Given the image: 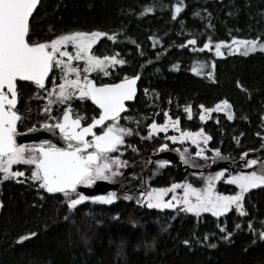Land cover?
Segmentation results:
<instances>
[{
  "label": "trees",
  "instance_id": "1",
  "mask_svg": "<svg viewBox=\"0 0 264 264\" xmlns=\"http://www.w3.org/2000/svg\"><path fill=\"white\" fill-rule=\"evenodd\" d=\"M174 5L181 6V0H40L29 20L27 39L46 42L70 31L113 35L112 41L101 37L95 53L118 54L126 61L114 71L108 70L111 82L139 74L133 114L138 118L147 114L141 96L146 89L157 101L156 123L163 122L167 111L171 118L178 116L180 130L201 131L210 137L204 158L197 157L187 143L176 145L189 164L180 158L183 169L154 165L151 184L164 188L187 182L201 189L204 178L215 175L202 171L213 150L235 163L264 144V55L216 59L214 81L209 82L188 69L198 55L210 60L211 51L196 53L186 42L195 38V47L200 48L209 40L260 37L264 41V0H183L181 12L173 20ZM145 8L152 11L145 13ZM22 88L25 94L37 89L31 85ZM222 100L232 107V120L224 113L204 121L197 117L201 105L208 109ZM185 107L194 113L192 118L187 117ZM26 118H33L35 124L41 121L32 114ZM133 128L131 146L136 151L131 147L120 156L127 165L154 153L158 148L154 141L162 136L148 137L145 124ZM224 172L227 176L230 171ZM30 174L0 181V264H264V241L259 240V232L264 230V186L245 193L242 204L247 215L243 217L234 209L219 217H197L176 209H148L136 200L122 198L108 205L85 201L69 213L63 195L44 192ZM215 190L225 195L236 192L224 180L215 184ZM65 216L71 219L66 221ZM29 233L36 235L17 243ZM184 240L190 241V249Z\"/></svg>",
  "mask_w": 264,
  "mask_h": 264
},
{
  "label": "snow or ice",
  "instance_id": "2",
  "mask_svg": "<svg viewBox=\"0 0 264 264\" xmlns=\"http://www.w3.org/2000/svg\"><path fill=\"white\" fill-rule=\"evenodd\" d=\"M37 4L38 0H0V181L15 180L25 175L23 171L12 170V165H29L31 166L30 179L46 193L62 194L64 197L62 203H66L69 213L77 210L78 206L89 200L92 203L112 204L120 198L116 191H109L107 195L103 196H88L77 191V187L89 188L97 181L113 184L116 183L114 178L122 175L119 169L126 166L127 162L109 154L118 151L119 147L124 145L123 137L134 134L131 129L120 126L117 121L121 119L120 114L126 112L124 102L133 99L134 85L139 74L132 78L125 77L119 83L103 84L99 87L93 84L87 73L98 70L107 75L106 68L126 63L125 60L119 58L118 54L99 58L90 52V49L101 37H106L109 41L114 40L113 35L102 31H70L55 36L50 41L29 42L27 39L30 32L29 18ZM182 6L183 0H181V6L174 5L172 7L173 20L177 19V14L181 12ZM151 11V8L144 9L145 13ZM149 39L156 42L153 37H149ZM186 44L193 46L189 49L191 51H202L210 47V42L205 41L203 49L196 48L197 40L195 38L187 40ZM231 44L237 49L243 46L244 55L257 50L264 52V41L260 37L246 40L233 38ZM69 45H71L72 52L66 50ZM184 46L181 45V47ZM222 47H227L226 42L220 41L215 44L216 56L222 55ZM231 51L232 49L229 48L230 53ZM74 60L83 61L82 70L72 66ZM53 67L61 71V79L58 87L54 84L53 89L49 90L46 88L45 78ZM81 72H83V76ZM70 77H74V79ZM209 77H211V73H209ZM16 81H30L38 89L44 90L48 99V104L43 109L44 112H51L50 105L53 103L66 104L75 97L81 101L90 100L99 109V115L98 117L93 116L90 123L82 126L81 121L84 117L70 118V108L66 106L63 109V116L56 123L40 125L41 128L58 129L66 147L57 148L47 142L39 145H17L14 136L16 135L17 121L22 117L14 110L18 97ZM237 87L240 88L241 85L237 83ZM52 97L55 99H51ZM200 107L199 119L204 121L206 119L205 112L222 111L229 109L230 105L227 101L222 100L215 105L214 109H204L202 105ZM184 111L189 114V118H192L190 108L185 107ZM225 114L229 120H232L230 111ZM124 119L131 120L127 116ZM261 119L264 120V116ZM106 121L110 123L105 124ZM177 124L178 121L170 119L169 113L165 111L163 124L158 125L153 122L148 125L149 136L156 132H166L169 125L173 131H179ZM102 125L104 127L97 135L93 129ZM136 134L138 135V133ZM86 136H91V140H86ZM197 138H202L205 144L210 139L200 131H181L179 137H166L171 141L187 139L198 145ZM129 147L132 146L129 145ZM164 147L165 145H161V148ZM132 150L135 152V147H132ZM184 151L187 152V149ZM195 155L204 158L203 150L199 146ZM213 156L219 157L220 153L213 150ZM180 158L185 164H189L185 155L181 154ZM241 160H245V155H241ZM258 164L257 171L227 176L224 183L235 186L237 190L234 195H221L214 191L216 181L225 174L221 171L214 176L204 178V187L201 189L194 188L187 182L172 183L167 188H149L146 192L141 191L140 198L136 200V203L141 207L146 206L148 209H176L197 217L202 212L219 217L234 208L236 213L243 217L247 215L242 204L245 193L264 186V162L247 159L244 164L246 168H252ZM159 166L163 167V164L161 163ZM155 174L154 172L153 175ZM17 182L21 181L17 180ZM144 182L141 177V183ZM177 189L183 190L182 196L175 195ZM168 193L173 195L171 200L166 201L164 197ZM133 198L134 196L127 193L122 196L124 201ZM178 205L179 207H177ZM116 218L113 217V219ZM68 219H71V216H65V220ZM235 227L239 228L240 225L237 224ZM251 227V222H249V228L251 229ZM220 231L225 232L226 229L220 228ZM35 235V233H29L27 236H20L17 243ZM253 235H255L254 232ZM222 238L227 240L228 236ZM259 240L264 241V230L259 232ZM182 243L190 249L189 240H184ZM209 247L214 248L216 245L210 244Z\"/></svg>",
  "mask_w": 264,
  "mask_h": 264
},
{
  "label": "flooded vegetation",
  "instance_id": "3",
  "mask_svg": "<svg viewBox=\"0 0 264 264\" xmlns=\"http://www.w3.org/2000/svg\"><path fill=\"white\" fill-rule=\"evenodd\" d=\"M90 52L98 56L95 53V45L92 47ZM111 56H114V55H111ZM117 66H120V65L109 67L106 70L107 75L102 74V73H97V74L94 73V74H90L88 78L92 80L93 84L96 85L97 87L103 84L116 83L118 81L111 82L108 80V77H109L110 71H114ZM53 69L54 68L51 69V75L45 83L46 88L49 90L53 89L54 84L57 86L60 82V80L58 79L59 76L57 75V71H55L54 69V72H53ZM123 79L124 78L120 80H123ZM26 85H31L33 87H36V85L32 83H28V82L17 84L18 97H17V104L15 107V111L18 113V115L22 117L21 120L17 121V125H16L17 133L25 132L26 130L31 129V128H38L40 127L42 123L50 124V125L56 123L57 120L63 114V109L66 106L70 108L71 118H75L77 116L84 117V119H82L81 121L82 126H86L87 123H90L93 116L98 117L99 115V109L96 108L88 99H84L83 101H81L80 99H77V98H72L66 104H56L55 103L53 104V106H51V112H44L43 109L46 105V99H47L44 90L33 88L29 93L26 92L25 94V92L24 93L22 92V89H24L22 87ZM138 94H139V91H138V85H137V92H136V96L134 100L130 103H125L126 112H122V114H120L121 119L117 121V123L122 127H127L131 129L132 131L134 129L133 127L145 124V129H146L148 137L156 136L155 134L149 136V129H148V125L155 122V119L158 116V113L155 114L154 112L155 105H156L155 103L157 102L155 100V96L146 89L142 90L141 96H142L143 103L146 106L147 114L138 118L137 116L133 114V105L138 97ZM29 114H32V116H39V118H41V121L38 124L33 123V118H29V119L26 118V116ZM125 116L130 117L131 120L124 119ZM162 118L164 119V117ZM169 118L178 121L177 127L179 129L180 124H179L178 116L176 118H171V116H169ZM26 120L30 121V124L27 123ZM108 123L110 122L108 121L105 124H108ZM163 123H164V120L161 124ZM103 127L104 126L102 125L99 128L94 129L93 131L97 135H99ZM168 127L170 128V125ZM157 134H161L162 136L159 137L156 141H154L155 143H158V148L156 149V151L148 156L141 157L137 160L132 161L131 164H128L125 170L122 171V175L120 177L114 178L116 180V183H113V184L118 185L117 189L114 191L117 192L120 198H122L124 193H127L129 195L134 196V198L131 200H137L140 198L141 191L146 192L147 189L149 188H161V187H154L151 184L155 179V176H153L152 167L154 165H160L161 163L163 164V166L176 165L168 161H162V162L151 164V156L156 154L157 151H159L160 149H165L168 151H177L176 145L179 144L176 141H171V140L166 139V137L168 136H175L173 129L172 130L167 129L166 132H158ZM91 138H92L91 136H87L86 140L90 141ZM132 138H133V135L123 137L124 145L119 147V149H121L120 150L121 152L130 151L131 147H129V145H131ZM22 145L29 146V145H36V144L32 142V143L22 144ZM161 145H165V147L161 148ZM20 166L21 165H19L18 168H22ZM177 168L179 167L177 166ZM207 168L208 167L204 168L203 170L205 171V169ZM30 169H31V166H30ZM141 177L145 181L143 184L141 183ZM21 178H25V177H21ZM107 193L105 195H107ZM55 194H58V193H55Z\"/></svg>",
  "mask_w": 264,
  "mask_h": 264
},
{
  "label": "water",
  "instance_id": "4",
  "mask_svg": "<svg viewBox=\"0 0 264 264\" xmlns=\"http://www.w3.org/2000/svg\"><path fill=\"white\" fill-rule=\"evenodd\" d=\"M39 1L40 0H38V3H39ZM37 6H38V4H37ZM36 9H37V7H36ZM36 9H34L33 13L35 12ZM30 18H31V16H30ZM30 18H29V20H30ZM50 75H51V70H50L48 76L45 78V83L48 80V78L50 77ZM129 78H132V77H129ZM121 81L122 80H119L116 83H119ZM25 82L31 83L30 81H16V84L25 83ZM138 82H139V77L136 79V84L134 85L135 93H134L133 99L125 101L124 104L130 103L134 100V98L136 96V92H137ZM4 91H6V89H4ZM9 97H10V94H9ZM62 116H63V114L61 115V117ZM106 122H108V121H106ZM99 127L100 126H98L96 128H99ZM96 128H94V129H96ZM86 137H85V139H86ZM14 139H15L17 145L28 144V143H32V142L35 143L36 145H39L41 143L47 142V144L54 145L57 148L66 147V143L62 139V137L60 136L59 130L55 129V128L46 129V128L38 127V128H31V130L28 129L22 133L16 132ZM244 155H245V160H238L235 163H233L227 155L220 154L219 157L213 156L210 158L208 168L205 169V171L210 172V173H217V172H221V171H226V172L230 171V172H234V173L235 172L248 173L251 171H257L259 169V164L254 165L252 168H246V167L242 168V167H239V165L245 164L247 159H257L259 162H264V144L261 145L260 147H258L257 149L250 150V151L246 152ZM221 157H223V158H221ZM162 161H168L172 164H176L180 169L185 168L180 162V153L178 150L177 151H168L165 149H160L159 151H157L156 154L151 156V164L162 162ZM191 171L198 172L199 170H191ZM202 171H204V170H202ZM117 187H118L117 184H110L106 181H97L89 188H85L83 186H78L77 191L81 192L82 194L88 195V196H103L109 191L116 190ZM58 194H60V193H58Z\"/></svg>",
  "mask_w": 264,
  "mask_h": 264
},
{
  "label": "rangeland",
  "instance_id": "5",
  "mask_svg": "<svg viewBox=\"0 0 264 264\" xmlns=\"http://www.w3.org/2000/svg\"><path fill=\"white\" fill-rule=\"evenodd\" d=\"M232 41V40H231ZM231 41H229V42H226V44H227V47H222V49H221V51H222V55L221 56H216V54H215V44L216 43H213V42H211L210 40H209V42H210V47L208 48V49H203V46L202 47H200V48H198V49H203L202 51H200V50H197V51H194V52H196V53H202L203 51H211V54H212V58L210 59V60H206V59H204V58H202L201 56H197L192 62H191V64H190V66H189V69H188V72L191 74V75H193V76H196V77H199V78H202V79H205V80H207V81H209V82H212V81H214V67H215V60L216 59H221V58H224V57H226V56H242V57H246V56H250V55H254V54H263L264 55V52H261V51H259V50H257V51H255V52H252V53H249L248 55H244L243 54V51H244V48H243V46H240L239 47V49H237V47L236 46H234V45H232L231 44ZM95 45V44H94ZM93 45V46H94ZM229 48H231L232 49V51H231V53L229 52ZM67 51H69V52H72V48H71V45H69L68 47H67V49H66ZM90 51H91V49H90ZM73 55H74V53H72ZM94 55V54H93ZM97 57H99V58H102L101 56H97ZM72 66L73 67H77V68H79V69H83V67H84V64H83V61H73L72 62ZM114 67V66H113ZM54 69H55V71H57V75L59 76L58 77V79L60 80L61 79V71L59 70V69H57V68H55V67H53ZM108 68H106L105 69V71L107 70ZM195 69V70H194ZM97 74V73H102V72H100V71H98V70H96V71H92V72H90V73H87V75L89 76L90 74ZM209 73H211V77H209ZM81 74H82V76H83V72H81ZM102 74H104V73H102ZM70 78H73L74 79V77H70ZM60 83V82H59ZM59 85V84H58ZM58 85H57V87H58ZM73 98H75V97H73ZM51 99H55V97H52ZM46 104H48V99H46ZM53 104H55V103H53ZM53 104H51L50 105V107L51 106H53ZM211 108H215V105L213 106V107H211ZM204 109H206V108H204ZM231 112V115H232V117H234V111H233V109H232V107L230 106V108L229 109H224V110H222V111H212L211 113H207V112H205L204 114H205V116H206V119L205 120H208L210 117H211V115H213V114H220V113H226V112ZM185 112V111H184ZM186 113V112H185ZM196 113V115H197V117L199 118L200 117V115H201V108H199V110L197 111V112H195ZM186 115H187V117L189 118V114L188 113H186ZM226 115V114H225ZM194 116V113L192 112V110H191V117H193ZM227 116V115H226ZM233 119V118H232ZM167 129H170V130H172V127L170 126V128L168 127ZM181 131H185V130H180L179 129V131H174V134H175V136H177V137H179L180 136V134H181ZM189 132V131H188ZM194 132H197V131H194ZM201 132V131H200ZM158 132H156V133H154L156 136H158L159 134H157ZM204 134V133H203ZM205 135V134H204ZM198 139V141H199V144L197 145V144H194V143H192L190 140H184V141H179V140H177L176 142H178V143H187V144H189L191 147H194V149H195V151L197 150V147L199 146L202 150H203V152L204 151H206V146H207V144H205L204 142H203V140H202V138H197ZM208 142H209V140H208ZM207 142V143H208ZM121 149H119L118 151H116V152H114V153H111V154H109V155H111V156H115V157H117V158H119L120 159V156L124 153V152H121L120 151ZM115 154V155H114ZM213 157V156H212ZM19 165H21L20 167H22L21 169H20V171H23L24 173H26V172H30V166L29 165H23V164H14V165H12L11 166V169L12 170H18L17 168H18V166ZM127 167V165L126 166H124V167H121L120 169H119V171L122 173V171L123 170H125V168ZM224 172V171H223ZM31 173V172H30ZM225 173V172H224ZM237 173H239V172H229V175H235V174H237ZM216 174V173H215ZM242 174H247V173H242ZM31 175V174H30ZM214 176V175H213ZM227 176H228V174H227ZM227 176H223L220 180H217L216 181V183L218 182V181H221V180H225V179H227ZM23 177H26V175H24ZM208 177H210V176H208ZM18 178H21V177H18ZM18 178H16V179H18ZM215 183V184H216ZM168 187H170V186H168ZM164 188H167V187H164ZM237 190V189H236ZM214 191L216 192V190H215V187H214ZM217 193V192H216ZM182 194H183V190L182 189H177L176 190V193H175V195L176 196H182ZM219 194V193H218ZM235 194V193H234ZM234 194H231V195H234ZM172 193H168V194H166L165 195V197H164V199L167 201V200H171L172 199ZM221 195H225V194H221ZM177 207H179V205L177 206ZM232 209H234V208H231L230 210H232ZM164 210H173V209H164ZM164 210H161V211H164ZM229 210V211H230ZM235 210V209H234ZM228 211V212H229ZM227 212V213H228ZM189 214H191V213H189ZM204 214H211V213H204V212H202L201 214H200V216H202V215H204ZM226 214V213H225ZM193 215V214H192ZM224 215V214H223ZM195 216V215H194ZM264 224V223H263Z\"/></svg>",
  "mask_w": 264,
  "mask_h": 264
}]
</instances>
